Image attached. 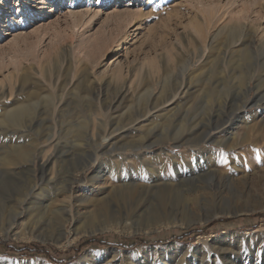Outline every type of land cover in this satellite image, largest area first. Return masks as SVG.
Masks as SVG:
<instances>
[{
    "label": "rangeland",
    "instance_id": "374dc122",
    "mask_svg": "<svg viewBox=\"0 0 264 264\" xmlns=\"http://www.w3.org/2000/svg\"><path fill=\"white\" fill-rule=\"evenodd\" d=\"M0 3V264H264V0Z\"/></svg>",
    "mask_w": 264,
    "mask_h": 264
},
{
    "label": "bare ground",
    "instance_id": "6f19581e",
    "mask_svg": "<svg viewBox=\"0 0 264 264\" xmlns=\"http://www.w3.org/2000/svg\"><path fill=\"white\" fill-rule=\"evenodd\" d=\"M33 1H36V0H33ZM39 1V0H38ZM40 1H42V0H40ZM129 5H131V4H129ZM4 8L2 7V4L0 3V12H3L4 10H3ZM40 9H42V8H40ZM19 12H20V10H19ZM126 15H129V14H126ZM73 16V15H72ZM79 15H77V17L74 15V24H73V29L74 28H76V27H80L81 26V23L82 22H80V20H79ZM84 17V16H83ZM2 19H3V17H1V14H0V26H1V24H2ZM81 54V53H80ZM28 71V70H27ZM22 81H23V84H27L28 83V78H27V74H25V75H23V78H22ZM30 94V93H29ZM37 98H39V100H42V99H44L43 97H39L37 94H31V95H29L26 99H27V101H26V103H27V105L24 103L23 105H21L20 107H18L21 111H22V115H21V118L23 119V122H24V126H22L23 127V129H25V130H27V132L28 133H31L33 136H39V134H40V131H41V127H42V124L41 123H43L44 121H46L47 122V120L45 119V118H42V115H37V114H34L33 112H32V109H33V107H34V105H35V101H34V99H37ZM37 102V101H36ZM40 102V101H39ZM56 109H59L60 107L59 106H57V107H55ZM18 109V110H19ZM52 109H53V111H52ZM16 110V109H15ZM14 110V111H15ZM18 110H16L14 113H15V115H17V114H19L18 112ZM18 111V112H17ZM21 111H20V113H21ZM50 111V110H49ZM59 111V110H58ZM17 112V113H16ZM51 113V117H50V119H49V121L51 122L52 121V117H53V112H56V110H54V108H51V111H50ZM45 117H47V116H45ZM103 123V122H102ZM47 124V123H46ZM53 125V124H52ZM97 127V126H96ZM43 129H45L46 131H48V133H49V135H51V136H53V135H56V134H58V133H60V132H62V128L60 127H57V126H50V127H47V128H43ZM115 132V130L112 132V133H114ZM50 137V136H49ZM211 138V141L212 142H214L215 140H216V137H213L212 138V136L210 137V136H208V139H210ZM108 140V139H107ZM107 140L106 139H104V141L105 142H107ZM202 142V141H201ZM209 142V141H208ZM111 144V143H110ZM200 144V142H197V144H195V143H193V146H198ZM33 145V144H32ZM103 146H105V145H103ZM24 147H26V146H24ZM147 148V147H146ZM17 149L18 150H20L21 149V146H19V147H17ZM36 149V148H35ZM25 150V149H24ZM98 153H102L103 155H105L106 157L108 156V158H111L112 157V155L113 154H115V156L116 157H121L122 158V162L123 161H125L126 160V158H124L123 157V154L122 153H117L116 151H114V150H110V149H108L107 148V145H106V147H104L103 149H101V150H98L96 153H95V157H94V159L91 161V162H86V163H84V165L82 166V167H80L77 171H76V173H73L72 174V176L70 177V185H69V187H71L74 183H76V182H78L79 181V179H78V177L79 176H84V174H85V172L88 170V169H91V168H93V167H97V169H96V171L94 172V174H93V176L91 177V184L92 185H95V184H97L98 183V181H99V179H101V167L103 166V162L102 161H100L99 160V157H98ZM24 154V153H23ZM38 155H39V153H38ZM49 157V156H48ZM47 157V158H48ZM32 158H33V156H32ZM34 159V158H33ZM53 159L52 158H48V160L45 162V165H47L49 162H51ZM87 182V181H86ZM228 213L227 214H240V215H242L241 213H237V211H227ZM242 212V211H241ZM94 233V231H91V232H86V234H93ZM68 243V242H67Z\"/></svg>",
    "mask_w": 264,
    "mask_h": 264
},
{
    "label": "trees",
    "instance_id": "16d2710c",
    "mask_svg": "<svg viewBox=\"0 0 264 264\" xmlns=\"http://www.w3.org/2000/svg\"><path fill=\"white\" fill-rule=\"evenodd\" d=\"M223 222H224V220H222ZM221 221V222H222ZM216 224V222H214L213 223V225H215ZM186 233H190V231H187ZM149 238H152V237H149ZM184 239L186 238V237H183ZM146 239H148V237H146ZM184 239H182V240H184ZM141 240H142V237H134V238H132V239H127V240H125L124 242H125V244L124 243H122L120 246H122V247H129L130 245V243L131 242H133V241H135V242H141ZM83 243L84 244H86V245H92L93 243H99V244H102L101 242H99V241H96L95 240V238H87V239H85L84 241H83ZM104 244H106V243H104ZM37 246L36 245H31V247H29V248H36ZM22 248H25V249H27V246H22ZM39 255H43V256H45V257H47V258H49V259H51V260H53V258H54V256L53 255H57V256H59L61 253H59V252H57V251H54V250H50V248H46V247H42V249H40L39 251ZM76 252V249L75 248H72L71 250H69L66 254H68V255H73L74 253Z\"/></svg>",
    "mask_w": 264,
    "mask_h": 264
},
{
    "label": "water",
    "instance_id": "95a60500",
    "mask_svg": "<svg viewBox=\"0 0 264 264\" xmlns=\"http://www.w3.org/2000/svg\"><path fill=\"white\" fill-rule=\"evenodd\" d=\"M221 213H222V214H220V216H214L213 218H218V217H220V218H221V217H224V218L227 217V218H228V217H233V216H239V215H240V214H237V215H236L235 213L232 214V215H231V214H227V213H228L227 211H223V212H221Z\"/></svg>",
    "mask_w": 264,
    "mask_h": 264
}]
</instances>
